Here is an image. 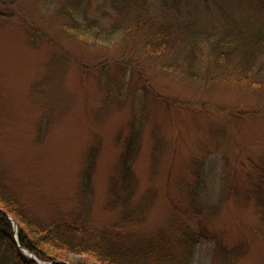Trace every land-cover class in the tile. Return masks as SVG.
<instances>
[{
  "label": "rangeland",
  "instance_id": "1",
  "mask_svg": "<svg viewBox=\"0 0 264 264\" xmlns=\"http://www.w3.org/2000/svg\"><path fill=\"white\" fill-rule=\"evenodd\" d=\"M72 1V18L64 16L61 0H19L4 9L46 36L38 47L21 18L0 19V173L6 189L28 217L43 222L83 214L93 229H103L128 207L144 233L168 237L184 224L205 236L190 258L176 253L167 262L137 264H264V207L256 187V167L264 160V91L221 83L211 90L161 73L149 61L144 34L124 36L112 0ZM156 4L157 21H179L189 31L187 21L202 33L229 27L247 36L264 33V0H190L172 17ZM74 23L83 24L82 38L62 28ZM123 56L139 64L150 89H143L138 73L108 62ZM257 57L255 71L264 75V48ZM79 63L105 65L85 71ZM198 67L202 77L221 73L210 59ZM49 76L55 83L40 96L49 110L43 117L29 95ZM109 76L126 98L106 96ZM206 104L260 115L225 118ZM134 133L126 195L120 169L124 143Z\"/></svg>",
  "mask_w": 264,
  "mask_h": 264
},
{
  "label": "trees",
  "instance_id": "2",
  "mask_svg": "<svg viewBox=\"0 0 264 264\" xmlns=\"http://www.w3.org/2000/svg\"><path fill=\"white\" fill-rule=\"evenodd\" d=\"M19 0L3 1L0 0V19L21 18L24 24L31 44L38 47L40 40L46 38L34 31L32 27L26 24V21L19 17L17 12L6 13L7 9ZM157 0H112L115 12L119 16V22L122 24L120 29L124 36L128 37L134 32L144 34L146 40L145 50L147 51L149 61L157 71L178 77L179 79L199 82L204 88L211 86L215 89L216 83L225 86H250L256 91H264V75H259L255 71V65L258 61L257 55L264 48V33L248 36L238 27H229L223 33H202L194 27V22L187 21L192 30L189 31L176 24H166L157 21ZM190 0H158L162 12L166 17L175 16L181 13ZM63 11L67 12L64 16L72 18L75 12V3L72 0H61ZM61 13V10L58 11ZM58 13V14H59ZM62 14V13H61ZM62 17V16H61ZM63 18V17H62ZM188 17L186 16L185 19ZM184 19V20H185ZM68 33L83 37L81 29L83 24L74 23L72 26L62 25ZM113 29H115L113 27ZM119 30V29H118ZM86 35V33H85ZM210 59L213 70H219L221 73L216 77L201 76L198 65L206 59ZM115 65L128 69L130 73L139 74L143 89H150L145 72L139 64H134L125 56L118 59H111ZM106 62V63H108ZM85 71H97L103 69L104 64L95 66H86L79 63ZM140 69V70H139ZM47 77L42 83L34 85L30 92L29 99L32 105L46 117L49 110L46 109L44 100L40 97L43 92L55 83V78ZM131 75L127 80L130 82ZM115 78L109 76L107 80L106 96L124 99L128 93L121 92ZM176 103V101L172 102ZM205 108L212 109L214 112L222 114L225 118L229 116L244 117L250 115H260L255 111L245 113L237 108L213 107L209 104ZM138 137L136 133L133 137H127L124 146V157L121 167V184L126 195L132 185L131 158L133 157ZM263 165L257 166V192L263 199L264 207V160ZM92 161L88 165L89 171ZM89 172L86 175V181H89ZM10 216L16 223L18 231L15 233L13 225L7 218ZM142 224L138 215L131 208L125 207L120 212L119 217L109 227L103 229H93L85 215L75 214L71 221L51 220L43 222L26 215L19 200L6 189L3 184V177L0 173V264H37L29 259L21 248L33 253L37 260L43 264H62L70 262L69 256L77 255L81 258L78 264H137L138 262H157L170 261L178 256H187L190 258L191 249L200 243L201 233L190 232L189 228L183 224L184 228L173 231L165 237V233H159L156 237L151 233H144L138 225ZM15 236L18 239L16 243ZM165 237V238H163ZM167 241V242H166ZM166 242V243H165ZM165 243V244H163ZM181 257H177L179 259Z\"/></svg>",
  "mask_w": 264,
  "mask_h": 264
},
{
  "label": "water",
  "instance_id": "3",
  "mask_svg": "<svg viewBox=\"0 0 264 264\" xmlns=\"http://www.w3.org/2000/svg\"><path fill=\"white\" fill-rule=\"evenodd\" d=\"M10 219V218H9ZM11 220V219H10ZM12 221V220H11ZM23 250V249H22ZM24 252L29 256V258H31L32 260H34L36 263L40 264L39 261L34 257L33 254L27 252L26 250H24ZM62 264H68L66 262H63Z\"/></svg>",
  "mask_w": 264,
  "mask_h": 264
}]
</instances>
